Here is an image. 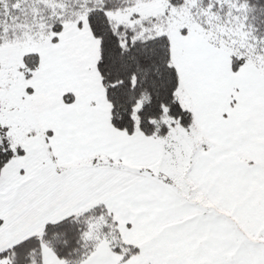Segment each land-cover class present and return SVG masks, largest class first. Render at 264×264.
<instances>
[{
  "label": "snow or ice",
  "instance_id": "obj_1",
  "mask_svg": "<svg viewBox=\"0 0 264 264\" xmlns=\"http://www.w3.org/2000/svg\"><path fill=\"white\" fill-rule=\"evenodd\" d=\"M0 264H264V0H0Z\"/></svg>",
  "mask_w": 264,
  "mask_h": 264
}]
</instances>
